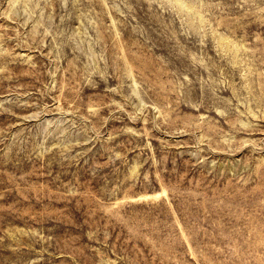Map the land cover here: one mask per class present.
<instances>
[{"label":"rangeland","instance_id":"rangeland-1","mask_svg":"<svg viewBox=\"0 0 264 264\" xmlns=\"http://www.w3.org/2000/svg\"><path fill=\"white\" fill-rule=\"evenodd\" d=\"M0 264H264V0H0Z\"/></svg>","mask_w":264,"mask_h":264}]
</instances>
